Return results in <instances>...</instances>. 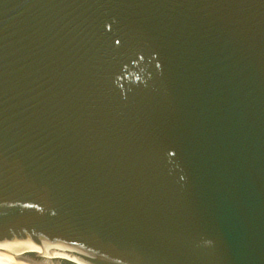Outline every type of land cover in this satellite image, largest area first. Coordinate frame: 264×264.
<instances>
[{"label":"water","instance_id":"1","mask_svg":"<svg viewBox=\"0 0 264 264\" xmlns=\"http://www.w3.org/2000/svg\"><path fill=\"white\" fill-rule=\"evenodd\" d=\"M0 258L264 264V0H0Z\"/></svg>","mask_w":264,"mask_h":264},{"label":"bare ground","instance_id":"2","mask_svg":"<svg viewBox=\"0 0 264 264\" xmlns=\"http://www.w3.org/2000/svg\"><path fill=\"white\" fill-rule=\"evenodd\" d=\"M0 264H33L17 259H9V258H0Z\"/></svg>","mask_w":264,"mask_h":264}]
</instances>
